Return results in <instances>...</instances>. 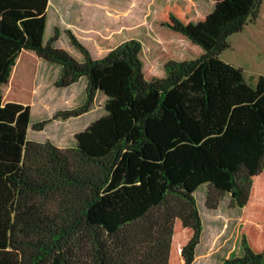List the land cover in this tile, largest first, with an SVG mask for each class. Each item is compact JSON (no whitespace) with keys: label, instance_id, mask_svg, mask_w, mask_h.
I'll list each match as a JSON object with an SVG mask.
<instances>
[{"label":"trees","instance_id":"1","mask_svg":"<svg viewBox=\"0 0 264 264\" xmlns=\"http://www.w3.org/2000/svg\"><path fill=\"white\" fill-rule=\"evenodd\" d=\"M48 1L0 0V264H192L203 184L209 209L229 193L245 218L242 255L221 264H264V75L252 86L219 59L262 0H214L194 21L159 3L158 38L175 45L161 75L137 38L93 58L67 29L81 61L54 46L58 28L44 43ZM37 58L60 66L56 88L86 86L81 105L33 130L105 96L106 114L72 147L27 138L33 88L15 79Z\"/></svg>","mask_w":264,"mask_h":264},{"label":"rangeland","instance_id":"2","mask_svg":"<svg viewBox=\"0 0 264 264\" xmlns=\"http://www.w3.org/2000/svg\"><path fill=\"white\" fill-rule=\"evenodd\" d=\"M161 2L164 3L163 9H170L177 2L193 21L197 15H205L212 11L213 6V0H49L44 43L53 35L54 28H58L59 38L54 46L81 61L80 53L69 44L64 33L67 29L88 48L93 58H101L111 47L130 38H137L142 41L146 65L153 73L161 75L160 69L164 62L162 57H171L170 48L175 46L158 38L165 30L157 24L158 5ZM195 4L201 6L193 9ZM227 43L228 48L219 54V59L241 69L245 81L254 86L257 78L264 75V0L261 1L255 22H248L241 32L229 36ZM30 53L34 56L32 52ZM29 61L33 65L32 59L29 58ZM44 64L52 71L45 70ZM34 65V71L28 77H24V82H21L20 78L15 79V83L24 89L33 88L27 138L36 142L50 141L60 148L72 147L75 145L76 133L83 131L90 123L106 114L104 109L106 99L99 94L90 112L68 120H51L42 131H35L31 127L32 124L51 119L58 111L81 105L84 101V92L81 80L74 89L54 86L58 77V65L55 66L40 58L35 60ZM36 86L37 94L34 95ZM44 97L51 101L47 104L52 107L56 100L63 104L46 113L41 102ZM207 192L208 187L203 184L193 194L203 229L192 264H221L226 259L242 255L241 233L245 220L241 209L232 201L229 193H225L219 199L216 209H209L206 206Z\"/></svg>","mask_w":264,"mask_h":264},{"label":"crops","instance_id":"3","mask_svg":"<svg viewBox=\"0 0 264 264\" xmlns=\"http://www.w3.org/2000/svg\"><path fill=\"white\" fill-rule=\"evenodd\" d=\"M177 3V2H176ZM199 5V6H198ZM198 5H194L193 6V9H195L196 7H200L201 6V4H198ZM213 7H214V0H213V6H212V9H213ZM199 16H202V15H197V17L196 18H198ZM192 20V19H191ZM79 61H80V59H78ZM53 65H55V66H57L56 64H53ZM44 66V68H45V70H50V71H52V69H50V67H48V66H45V64L43 65ZM57 72H58V75H59V73H60V66H59V68H58V70H57ZM82 81V89H83V92H84V97H83V100H84V98H85V86H86V78L85 77H81L76 83H74V84H72L71 86H69V87H67V88H61V89H68V88H70V89H74V87L78 84V82L79 81ZM99 94H102V93H100V92H98L97 94H96V97H95V99L98 97V95ZM103 95V94H102ZM104 96V95H103ZM105 97V96H104ZM82 100V101H83ZM81 101V102H82ZM95 102V101H94ZM94 104V103H93ZM93 108L91 107V109L88 111V112H90L91 110H92ZM87 112V113H88ZM86 114V113H85Z\"/></svg>","mask_w":264,"mask_h":264},{"label":"bare ground","instance_id":"4","mask_svg":"<svg viewBox=\"0 0 264 264\" xmlns=\"http://www.w3.org/2000/svg\"><path fill=\"white\" fill-rule=\"evenodd\" d=\"M60 3V2H59ZM78 3V2H77ZM50 4V3H49ZM81 10V9H80ZM82 12V11H81ZM64 24V23H63ZM47 78V77H46ZM37 81V80H36ZM44 81V80H43ZM35 93H34V95H36L37 94V86L35 87V91H34ZM36 97V96H35ZM49 97V96H48ZM35 101V100H34ZM57 102L53 105V107L52 106H50L49 104H47V102H51V101H48V98H46V97H44L43 98V100H41V102H42V104L44 105V110L46 111V113H49L54 107H58L59 105H62L63 103H61V102H59L58 100H56ZM54 102V101H53ZM33 106H35V104H34V102H33ZM39 110V109H38ZM41 111V110H40ZM43 111V110H42ZM40 114V113H39ZM70 129V128H69ZM70 130H72V129H70ZM64 132V131H63ZM48 134H49V132H48ZM66 136V135H65ZM203 216V215H202ZM212 217V216H211ZM214 218V217H213ZM209 219V218H208ZM211 220V219H210ZM224 228V227H223ZM210 229V228H209ZM214 230V229H213ZM223 231V230H222ZM232 231V230H231ZM212 234H214V233H212ZM214 235H212V237H213ZM211 237V238H212ZM217 238V237H216ZM208 240H209V238H207ZM216 240V239H215ZM204 241V240H203ZM213 242H214V240H213ZM210 247H211V245H213V243L210 245V244H208ZM205 246V245H204ZM208 246V247H209ZM202 257V256H201ZM200 257V258H201ZM198 258V257H197ZM199 260H202V259H199ZM206 262V261H205ZM198 263V262H197Z\"/></svg>","mask_w":264,"mask_h":264},{"label":"water","instance_id":"5","mask_svg":"<svg viewBox=\"0 0 264 264\" xmlns=\"http://www.w3.org/2000/svg\"><path fill=\"white\" fill-rule=\"evenodd\" d=\"M244 218V217H243ZM244 220H245V218H244Z\"/></svg>","mask_w":264,"mask_h":264}]
</instances>
